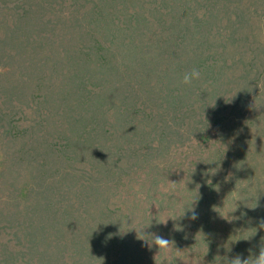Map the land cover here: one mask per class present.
I'll return each instance as SVG.
<instances>
[{"label": "rangeland", "instance_id": "1", "mask_svg": "<svg viewBox=\"0 0 264 264\" xmlns=\"http://www.w3.org/2000/svg\"><path fill=\"white\" fill-rule=\"evenodd\" d=\"M261 218L264 0H0V264H224Z\"/></svg>", "mask_w": 264, "mask_h": 264}, {"label": "trees", "instance_id": "2", "mask_svg": "<svg viewBox=\"0 0 264 264\" xmlns=\"http://www.w3.org/2000/svg\"><path fill=\"white\" fill-rule=\"evenodd\" d=\"M97 12V11H96ZM177 102V96L176 95H172L170 97V102L169 105H174ZM180 106V105H175L173 106L174 108ZM128 104L127 101L125 102V107H122V113H117L118 116L120 118H123L124 115L126 114L127 110H128ZM146 111H148L147 109H144L143 112L146 115ZM169 111H172L171 108L169 109ZM120 120V119H118ZM207 138H202L199 139L198 143H203ZM217 155H219V150H217ZM143 155H146L145 151L142 152ZM211 158V157H210ZM168 175L171 176L170 173H168ZM197 183L198 182H194L192 184H190V187H193V189L195 191H198L199 195L201 196L199 198L198 201V205L201 206V213H200V217L199 219L201 221H203V226L205 228H210V225H213V223H215V219L213 218V213H215L216 211V204H217V198L215 197L213 193L215 187H214V183L213 182H202L203 184L199 187H197ZM175 184H180V183H175ZM183 200V191H179L177 193H172V197H169V203L171 204L170 208L172 207V211L173 214H176L177 210H181L183 209V206H181ZM161 201V199H160ZM162 203V201H161ZM119 207H115V208H110L111 213L109 215V218H114V216L117 214ZM143 212V211H142ZM146 212V211H145ZM156 213H158V211H156ZM113 216V217H112ZM128 218V217H127ZM146 221L149 222V220L145 219ZM122 222V220L120 218H118L115 222ZM212 237V236H211ZM213 238V237H212ZM206 242H209L208 245V252L212 253L214 251V245H215V241H212L210 237H208V240L204 239ZM130 250H132V248H130Z\"/></svg>", "mask_w": 264, "mask_h": 264}, {"label": "clouds", "instance_id": "3", "mask_svg": "<svg viewBox=\"0 0 264 264\" xmlns=\"http://www.w3.org/2000/svg\"><path fill=\"white\" fill-rule=\"evenodd\" d=\"M201 79V73L198 69L193 68L190 71H186L183 76L181 83L186 86L192 85L194 81H198ZM170 185L173 187L175 186V183L169 182ZM198 218L197 214L195 213V210L192 209V215L190 219L196 220ZM167 220L161 222L166 224ZM254 230V233L256 234L259 231H264V218H261L257 222V226L255 228H252ZM254 234V235H255ZM140 240L145 241L149 247L155 246L158 249L159 252H168L174 245V242L163 237L162 235L156 234V233H145L143 231V235L141 238H138ZM249 239V238H248ZM150 240L151 243L148 241ZM247 240V239H245ZM179 251V250H177ZM249 255L245 258L243 257V254H236L235 256L228 258L224 257L221 258L219 256L216 257V259H223L224 264H264V238H262V243L259 246V251L257 253H253L251 249L248 250Z\"/></svg>", "mask_w": 264, "mask_h": 264}]
</instances>
